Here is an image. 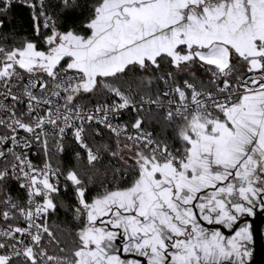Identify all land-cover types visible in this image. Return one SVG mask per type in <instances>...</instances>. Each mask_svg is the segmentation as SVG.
I'll use <instances>...</instances> for the list:
<instances>
[{"label":"snow or ice","instance_id":"snow-or-ice-1","mask_svg":"<svg viewBox=\"0 0 264 264\" xmlns=\"http://www.w3.org/2000/svg\"><path fill=\"white\" fill-rule=\"evenodd\" d=\"M161 7L165 9L163 15L154 16L150 22L145 19ZM25 13L27 25L22 23ZM19 36L24 37L23 47H31L34 65L39 59L51 63L56 71L76 70L85 77L89 66H111L125 57L130 59L114 71H125L133 62L131 58L141 67L145 60L159 67L154 57L166 55L174 61L173 68H179L183 62L193 78L198 77L195 69L218 70L221 75L209 71L206 82L230 92L233 85L223 75L225 69L247 60L240 84L244 89H248L249 81L255 86L253 103L245 106L253 111H245L229 95H224L223 103L235 115L218 113L220 119L214 122L215 126L212 122L201 125L205 132L213 133L207 139L216 146L215 167L223 172L201 163L199 175L192 168L186 176L181 173L192 183L182 187L173 176L163 180V184L175 182V187L162 188L160 177L164 174L140 169L133 159L132 164L138 169L135 178L121 173L128 186L116 191L109 188L102 194L107 183L105 170L97 168L95 173L81 178L74 166L80 159L79 152L61 147V157L74 155L73 166L57 175L47 160L45 148V170L34 167L31 183L36 198L35 227L41 230L32 237L33 242L39 245L47 239L58 243L49 225L64 214L77 242L71 264H250L253 233L249 218L258 212L264 215V169L251 155L248 162L252 167L242 165L243 171L236 167L246 144L264 155V125H260V132L248 126L259 125L253 116H264V91H260L264 89V80L253 75L264 70V0H0V41L14 43ZM177 55L180 62L176 61ZM189 61L195 63L189 67ZM76 64L83 66L75 68ZM254 64L260 67H253ZM52 69L46 73L49 77H53ZM114 71H101L99 75H112ZM182 78L186 87H194L187 77ZM176 91H180L179 87ZM240 99L249 97L237 98ZM215 103L219 108L221 99L217 98ZM143 124L144 120L138 119L133 127ZM240 128L248 129L258 139L252 140ZM190 136L196 138L200 133L193 129ZM73 140L85 152L89 167L115 159L111 153L107 159L93 155L79 130L73 131ZM196 143L202 144V139ZM202 146L204 151L200 155H213L210 146ZM145 173H150V177L146 178ZM10 184L9 192L24 189L23 184ZM26 195L31 205L32 191ZM29 219H33L31 211ZM32 226L29 223L22 227ZM16 232L25 235L20 228ZM60 250L64 251L62 246ZM40 255L46 256L48 264H56L58 259L46 249ZM23 256L25 264H37L31 246ZM60 259L67 264L64 258ZM6 261L16 264L12 257H5L4 245L0 243V264Z\"/></svg>","mask_w":264,"mask_h":264},{"label":"built area","instance_id":"built-area-1","mask_svg":"<svg viewBox=\"0 0 264 264\" xmlns=\"http://www.w3.org/2000/svg\"><path fill=\"white\" fill-rule=\"evenodd\" d=\"M6 55V49L0 41V160L7 163L5 177L11 178L18 185L23 184L24 189L20 196L10 195L7 198L8 210L5 211L3 220H11L13 224L0 226V243L4 245L5 257L10 256L12 260L23 262L24 251L35 244L32 237L41 232L35 227L36 198L31 181L34 167L45 170V148L60 155L61 147L66 148L68 139L73 140V131L79 130L82 141L91 148L92 154L103 155L93 148L91 139L95 136L102 138L107 133L118 143L138 147L177 167L182 161L179 151L160 147L152 132L150 135L142 127H133L138 114L159 111L167 121H188L198 117L214 123L220 119L218 113H229L232 110L223 103L224 95H229L234 104H239L243 99L237 100L238 97L256 92L251 81L248 82V89L241 87L240 81L244 75L234 78L233 67L226 68L223 73L232 81L230 92L228 89L218 90L215 85L214 91L200 89L191 82L188 83L194 87L188 88L184 82L178 83L174 75L161 72L158 73V79L162 83V92L158 98L140 99L129 88L124 94L114 92L112 97L101 104L86 106L77 102L86 93L75 94L86 79L82 72L52 69L53 77H49L46 75L49 70L40 73L6 70ZM212 72L217 76L221 75L216 69ZM253 75L257 80H264V70L260 75ZM41 84L45 86L40 87ZM177 87L179 92L176 91ZM165 92L168 95L165 96ZM217 98L221 99L219 108L215 103ZM89 117H92L91 122ZM79 150L86 159L85 152ZM47 160L49 161L48 153ZM52 166L59 175L62 170ZM29 190L33 193L31 205L26 195ZM30 211L32 220L29 219ZM29 223L33 225L31 228L22 227ZM17 228L25 235L17 234Z\"/></svg>","mask_w":264,"mask_h":264},{"label":"trees","instance_id":"trees-1","mask_svg":"<svg viewBox=\"0 0 264 264\" xmlns=\"http://www.w3.org/2000/svg\"><path fill=\"white\" fill-rule=\"evenodd\" d=\"M22 23L27 25V14H23ZM25 32L28 31L27 28L24 29ZM10 35L15 36V33H11ZM24 37L19 36L15 39V42L4 43L2 42V46L6 49V53L10 54L16 50L23 49ZM234 78L238 76L245 75L243 66L240 64L235 65L234 67ZM214 69H209V71H213ZM166 74H172L175 76L178 83H183L184 80L182 77H187L188 82L194 83L200 89L214 91V85L211 83H207V76L204 77V74L201 73V76L198 75L197 78H189L188 76L174 74L172 72H163ZM158 75V74H157ZM156 77V76H155ZM154 79V78H153ZM146 80L145 78L135 74L126 78L112 80V87L119 88L124 91H128L129 88L133 89L138 98H158L162 92V83L158 79L157 80ZM105 84H108L107 82ZM108 85H100L99 92L92 96H84L82 98L77 99V102L82 103L86 106H92L96 104H101L108 100L111 97V90L107 88ZM110 95V96H109ZM109 96V97H108ZM84 100L83 102H81ZM136 119H143L144 124L142 128L145 130L152 132L156 143L162 148H169L170 150L176 151L177 149L186 148L187 144L184 140L183 133L185 130V123L188 121L175 120V121H167L164 114L159 111L153 112H143L136 116ZM91 145L93 148L100 151L107 159L108 153H111L115 159L111 160V162H103L99 163L93 167H89L86 162L85 157L82 155L79 148L76 147V144L72 139H68L66 148L71 149L72 152H79L80 159L76 161L74 166L76 167L78 175L81 178H86V176L90 173H95L97 168L104 169L107 173L106 175V185L102 190V194H106L111 188L112 191L121 190L127 187L128 185L125 183L121 173H125L126 175L133 176L135 178V173L138 170L134 166H129L125 164L122 159L117 155L118 147L121 143L124 142H116L109 134L105 133L102 138H97L96 136L91 139ZM106 146V149L105 147ZM43 152V151H42ZM49 161L52 165L59 167L62 171H66L70 166H73V161L75 160L74 155H67L61 157L58 154H55L52 150H47ZM63 161V162H62ZM7 166V163L0 160V226H6L13 224V221L8 220L4 221V213L8 210L6 205L7 198L12 195L14 197H18L22 194V191L18 189H13V191L9 192V188L12 187L10 181H14L9 177H5L4 170ZM15 182V181H14ZM17 184V182H15ZM18 185V184H17ZM68 217L64 214H60L57 216L51 223L50 227L53 231L54 239L58 241V243H53L49 240H45L42 244H34L33 252L37 256V264H48L46 256L40 255L45 249L47 253L57 257L56 264H62L60 258H64L67 261V264H71V253L76 247V239L75 235L69 231L68 228ZM74 226V225H73ZM61 246L64 251H61ZM16 264H25V262L20 260H14ZM6 264H10V262H6Z\"/></svg>","mask_w":264,"mask_h":264},{"label":"rangeland","instance_id":"rangeland-1","mask_svg":"<svg viewBox=\"0 0 264 264\" xmlns=\"http://www.w3.org/2000/svg\"><path fill=\"white\" fill-rule=\"evenodd\" d=\"M5 61H6V66H7L6 70L7 69L8 70H17L18 69V70H21L24 72H38V73H40V72L48 71V70L52 69L51 63H48V62H45V61H42L39 59H36L35 65L33 64V52H32L31 47H28V48L24 47L23 49H20L19 51L16 50L13 53L7 54L5 56ZM69 62H71V61H69ZM52 63H54V62H52ZM41 64H43L44 66H40ZM198 70L204 74V77L207 76V74L209 72V69H206V68L203 70H201V69H198ZM182 72H183L182 70L172 71V73H174V74H180ZM135 74H137V75H139V76H141V77H143L149 81L152 80L153 78L155 80H157V76H158L156 73L155 74H146V73L145 74H138L135 72L134 73L130 72L128 75L112 74L113 76L110 75L111 77L108 78L107 80H102L101 82L97 83L96 82V75L93 71H91V72H88V76L86 77V79L84 81V83H87L86 84L87 91L86 92L80 91V94L86 93L84 96L95 95L99 92L100 85H108L107 88H110V90H111L110 91L111 97H112L113 93L116 91L124 94L126 91L121 90L119 88H113L111 81L126 78L129 76L135 75ZM184 76H188L189 78L194 79L193 77H191L188 74H184ZM106 82L108 84H105ZM82 89L83 88H81V90ZM84 96H82V97H84ZM247 97H249L248 100H242L238 105H239V107L243 108L245 111L251 112V111H253V108L252 107L245 108V106L252 105L253 95H249ZM83 101L84 100H82L81 102H83ZM229 114L235 115L232 112V110L229 112ZM252 119L259 121V125L249 124L248 125L249 128H255L257 132H260L262 130L260 125H264V116H253ZM210 122H212V121H210L206 118L195 117L193 119L188 120V122L185 123L186 127H185V130L183 133V137H184V140L187 144L186 145L187 147L184 149H177L176 150V151H179L180 155L182 156L181 157L182 161L177 167L173 166L168 160H162L160 158L152 156L150 153H148V152H146V151H144L138 147H134L132 145H129L127 143H121L119 145L117 155L119 156L120 159H122V161L125 164H127L129 166H133L132 160L134 159L137 162V164L140 166V169H152L153 171L159 170L160 172H162L164 174L163 176L160 177L162 188H166L169 186L175 187V182H173L172 185L163 184V180L168 179V178L173 177V176H175L177 178V180L179 181V183L181 184L182 180L184 179L183 176H181V173H183L186 176L188 173V170L190 168L195 169L196 174L199 175L201 172V168H200L201 163H207L208 165L212 166L213 171L223 172L224 171L223 169L215 167V148H216V146L214 143H212L210 140L207 139V137H211L213 135V133L211 132V130H208L205 132L204 128L201 127V125H208ZM245 123H248V121L245 120ZM212 124H213V126H215V124L213 122H212ZM193 129H195V131L197 133H200L199 137L193 138L190 136V133L193 131ZM233 131H236V129H233ZM240 131L245 133L247 136H249L254 141L258 139L257 136H254L246 128H240ZM186 137H187V139H186ZM197 139H202V144L196 143ZM190 143H191V151L189 153V144ZM202 145L210 146L212 148L213 155H208L206 157L200 155L204 151V147ZM243 147H244V152H243V154H240L239 164H237V167H239V169L237 171H243L242 165H247L248 167H252V164L248 162V156L249 155H251L253 161H255L259 164V167L261 169H264V155H262L261 150L258 149L257 151H252L253 146L251 144H246ZM145 177L146 178L150 177V173H145Z\"/></svg>","mask_w":264,"mask_h":264},{"label":"flooded vegetation","instance_id":"flooded-vegetation-1","mask_svg":"<svg viewBox=\"0 0 264 264\" xmlns=\"http://www.w3.org/2000/svg\"><path fill=\"white\" fill-rule=\"evenodd\" d=\"M164 12H165V9L163 7H161L160 9L156 10L155 12L150 13L148 16L145 17V19L150 22L151 19L154 16L163 15ZM149 54H152V53H149ZM112 55H115V53H113ZM154 58L157 60V63L160 65L159 67H153V65L150 62H148L147 60H145L144 65L141 67L134 58H131L133 60V62L130 65H128V67L125 69V71H123V72L114 71V69L116 67L123 66L125 61L127 59H130L128 57H125L124 61H120L117 64H114V65H111V66H109V65H101V66H99L97 68H93V67L89 66L88 67V72L93 71L95 73L96 82L97 83L101 82L102 80H107L108 78L113 76V75H111V76L110 75L100 76L99 72H101V71H103V72L114 71V74H120V75H128L130 72H132V73L135 72V73H138V74H145V73L146 74H155V73L158 74V73H161V72H172V71H176V70H182L183 72H189V68L188 67H184L183 62H180V57L178 55L176 56V61L180 62V67L179 68H173L172 67V63L174 61L170 60L168 58V56H166V55H160V56L154 57ZM241 61L244 62L246 60H241ZM241 61H239V62H241ZM193 63H195V62L194 61H189L188 62L189 67ZM82 66L83 65L77 64V65H75V68L82 67ZM195 71L198 72L199 70L195 69ZM238 169H239V167L236 168V170H238ZM189 183H192V182L191 181H186L185 179H183L182 182H181V184H182L181 186L183 187V185L189 184ZM196 183H199V182L197 181ZM207 191H212V189H207ZM207 191L205 192V195H207ZM257 216L264 217V215H261L258 212L256 216L251 217L249 219H255ZM250 223H251V221H250ZM252 229H253V224L251 223V230ZM263 236H264V227H263ZM249 247H250V250L252 252V255L249 258V262H251L252 259H253V256H254L253 241H252V243L250 244Z\"/></svg>","mask_w":264,"mask_h":264},{"label":"water","instance_id":"water-1","mask_svg":"<svg viewBox=\"0 0 264 264\" xmlns=\"http://www.w3.org/2000/svg\"><path fill=\"white\" fill-rule=\"evenodd\" d=\"M253 224V248L254 256L250 264H264V217L257 216L255 219H249Z\"/></svg>","mask_w":264,"mask_h":264},{"label":"crops","instance_id":"crops-1","mask_svg":"<svg viewBox=\"0 0 264 264\" xmlns=\"http://www.w3.org/2000/svg\"><path fill=\"white\" fill-rule=\"evenodd\" d=\"M248 59L255 60V59H258V58H257V57H248ZM238 64L242 65V66H243V69H244L245 66H246V64H247V60L244 61V62L241 61V62H239ZM253 67H257V68H259L260 65H259V64H254ZM201 73H202V72H200V71L197 72V74H198L199 76H201ZM184 74H188V72H182V73H180V75H184ZM86 84H87V83H83V85H81V87H79V88L76 90V92H77L78 94L80 93V91L86 92V91H85V85H86ZM81 88H83V89L81 90ZM86 88H87V87H86ZM77 93H75V94H77Z\"/></svg>","mask_w":264,"mask_h":264}]
</instances>
